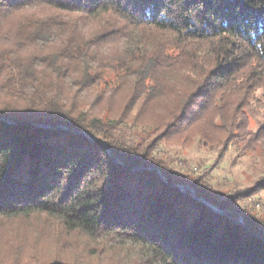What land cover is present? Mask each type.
Wrapping results in <instances>:
<instances>
[{"label":"trees","instance_id":"1","mask_svg":"<svg viewBox=\"0 0 264 264\" xmlns=\"http://www.w3.org/2000/svg\"><path fill=\"white\" fill-rule=\"evenodd\" d=\"M196 144L264 153V0H0V264H264V179L218 188Z\"/></svg>","mask_w":264,"mask_h":264},{"label":"rangeland","instance_id":"2","mask_svg":"<svg viewBox=\"0 0 264 264\" xmlns=\"http://www.w3.org/2000/svg\"><path fill=\"white\" fill-rule=\"evenodd\" d=\"M118 76L119 73L116 72V70H107L104 84H102V86H105L106 84L111 86L116 85ZM115 103L116 99L110 101L112 106H114ZM104 109L103 105H99L94 108V112L98 110V114H101L104 118H108V115H112L114 113V109L112 107L105 112ZM118 110L119 109H116V111ZM140 130L143 134H145L146 131L143 128H140ZM240 150L241 145H231L229 151L224 154L225 156L223 155V159L221 161L218 160L220 153L219 150L204 149L199 146V144H196L194 149L190 152H183V150L179 149H175L174 152L178 153V157L182 160L187 161L191 158V161H194L195 159H197V161H204V169L202 171H206V174L214 180V183L218 184L217 187L220 189L226 188L225 186L228 188L239 184L240 188L255 191L259 181L264 179V153H260L261 151H258L255 155H244L239 152ZM205 166L207 167L205 168ZM192 170L194 171L193 175L196 178L200 177V170H198L196 165L192 168ZM224 190L222 192H224ZM241 209L245 210L247 213L249 212L252 217L256 218V220L261 224H264V193H259L255 199L247 200L246 203L242 202ZM43 219L44 218L40 221ZM32 223L33 222L28 220L27 222H22L21 224H24V230H32L38 226H31ZM52 226H54V224L50 223L45 227L49 230ZM72 244L73 246H69V248L66 249V252L60 251L55 247L52 248L47 257L49 258L47 261L48 264H74L75 262L89 264L88 255H90V251L93 248L89 245L82 244L78 240L74 241Z\"/></svg>","mask_w":264,"mask_h":264},{"label":"water","instance_id":"3","mask_svg":"<svg viewBox=\"0 0 264 264\" xmlns=\"http://www.w3.org/2000/svg\"><path fill=\"white\" fill-rule=\"evenodd\" d=\"M216 210V209H215Z\"/></svg>","mask_w":264,"mask_h":264}]
</instances>
